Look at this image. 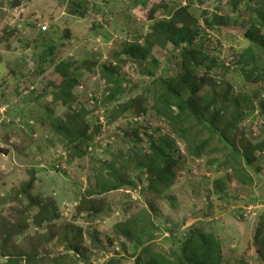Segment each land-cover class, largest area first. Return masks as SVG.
<instances>
[{"label": "rangeland", "instance_id": "374dc122", "mask_svg": "<svg viewBox=\"0 0 264 264\" xmlns=\"http://www.w3.org/2000/svg\"><path fill=\"white\" fill-rule=\"evenodd\" d=\"M0 146V264H264V0H0Z\"/></svg>", "mask_w": 264, "mask_h": 264}, {"label": "water", "instance_id": "95a60500", "mask_svg": "<svg viewBox=\"0 0 264 264\" xmlns=\"http://www.w3.org/2000/svg\"><path fill=\"white\" fill-rule=\"evenodd\" d=\"M7 152H8V149H6V148H2V147L0 146V153L7 154Z\"/></svg>", "mask_w": 264, "mask_h": 264}, {"label": "built area", "instance_id": "2783aa9c", "mask_svg": "<svg viewBox=\"0 0 264 264\" xmlns=\"http://www.w3.org/2000/svg\"><path fill=\"white\" fill-rule=\"evenodd\" d=\"M45 28H46L45 26L42 27V29H45Z\"/></svg>", "mask_w": 264, "mask_h": 264}, {"label": "trees", "instance_id": "16d2710c", "mask_svg": "<svg viewBox=\"0 0 264 264\" xmlns=\"http://www.w3.org/2000/svg\"><path fill=\"white\" fill-rule=\"evenodd\" d=\"M254 76V74L253 75H251V77H253ZM177 104V103H176ZM178 105V104H177ZM179 106V105H178Z\"/></svg>", "mask_w": 264, "mask_h": 264}, {"label": "clouds", "instance_id": "9594fccd", "mask_svg": "<svg viewBox=\"0 0 264 264\" xmlns=\"http://www.w3.org/2000/svg\"><path fill=\"white\" fill-rule=\"evenodd\" d=\"M46 29V28H45Z\"/></svg>", "mask_w": 264, "mask_h": 264}]
</instances>
